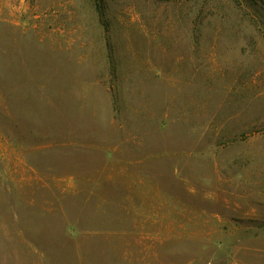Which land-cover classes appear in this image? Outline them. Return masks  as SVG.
Listing matches in <instances>:
<instances>
[{"label": "rangeland", "instance_id": "rangeland-1", "mask_svg": "<svg viewBox=\"0 0 264 264\" xmlns=\"http://www.w3.org/2000/svg\"><path fill=\"white\" fill-rule=\"evenodd\" d=\"M0 264H264V0H0Z\"/></svg>", "mask_w": 264, "mask_h": 264}]
</instances>
